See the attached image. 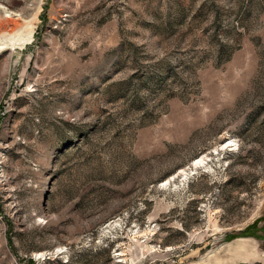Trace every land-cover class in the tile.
<instances>
[{
	"label": "rangeland",
	"instance_id": "374dc122",
	"mask_svg": "<svg viewBox=\"0 0 264 264\" xmlns=\"http://www.w3.org/2000/svg\"><path fill=\"white\" fill-rule=\"evenodd\" d=\"M7 1L0 264H264V0Z\"/></svg>",
	"mask_w": 264,
	"mask_h": 264
},
{
	"label": "bare ground",
	"instance_id": "6f19581e",
	"mask_svg": "<svg viewBox=\"0 0 264 264\" xmlns=\"http://www.w3.org/2000/svg\"><path fill=\"white\" fill-rule=\"evenodd\" d=\"M9 3V1L4 3V12L0 7V33L13 34L20 27L22 15L20 13L11 12Z\"/></svg>",
	"mask_w": 264,
	"mask_h": 264
},
{
	"label": "trees",
	"instance_id": "16d2710c",
	"mask_svg": "<svg viewBox=\"0 0 264 264\" xmlns=\"http://www.w3.org/2000/svg\"><path fill=\"white\" fill-rule=\"evenodd\" d=\"M253 225H248L246 228L243 230H240L239 232L233 233L232 236H229V238L233 237H239V236H256L255 234L251 233V229L253 228ZM257 238H261L260 236H257Z\"/></svg>",
	"mask_w": 264,
	"mask_h": 264
}]
</instances>
